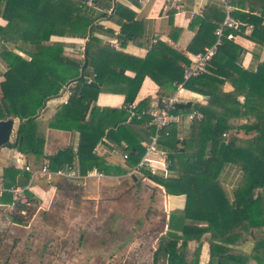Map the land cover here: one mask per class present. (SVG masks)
Listing matches in <instances>:
<instances>
[{
	"label": "trees",
	"instance_id": "trees-1",
	"mask_svg": "<svg viewBox=\"0 0 264 264\" xmlns=\"http://www.w3.org/2000/svg\"><path fill=\"white\" fill-rule=\"evenodd\" d=\"M85 1L0 0V19L6 22L0 25V41L9 47L0 49V59L7 70L4 75L0 72V78L4 76L0 81V121H18L15 133L11 132L9 141L1 147L23 155L41 153L42 124L37 120L38 114L47 101L59 96L69 81L80 76L84 63L83 58L65 56L63 46L50 43V38L86 39L92 27L86 44L84 77L69 86L71 95L48 121V129L79 132L77 153L82 168H95L107 176L124 175L126 170L106 166L94 154L95 147L106 140L126 153L127 166L133 167L143 155L142 143L148 142L154 127L149 116L138 118L126 108L99 110L94 104L106 80L126 85L125 107L133 103L146 77L158 86V104L173 96L180 85L206 97L205 105L176 104L173 114L184 116L170 128L168 136L162 133L159 138V148L169 154L172 162L171 175L163 178L143 171L139 179L131 177L133 181L146 180L167 195L185 196L184 208L168 214L167 231L152 254V264H198L204 239L216 264H264V58L261 60L264 0H227L234 8L230 16L239 24L238 29H225L221 45L205 72L188 80L184 79V73L191 65L190 54L195 56L211 47L217 40L215 31L224 21L226 12L215 1L189 26H198V31L186 53L157 40L143 58L104 44L96 36L101 28L94 26L95 20ZM111 1L93 0V4L112 9ZM169 14V39L176 42L180 30L173 26V12ZM134 16L117 3L111 14L103 17L121 26L122 44L129 41L140 44L141 26ZM229 33L234 35L232 40L226 38ZM237 37L256 47L254 67H241L245 50L235 42ZM89 68L96 76L87 84ZM121 70L134 76L127 77ZM226 84L231 87L228 92L224 91ZM148 106L147 100L141 101L133 113ZM192 110H198L203 118L189 121L187 115ZM73 160L72 152L64 149L49 158V169L55 171ZM227 164L237 166L242 172L232 200L219 182V174ZM22 172L15 165L4 168L2 187L8 190L15 186ZM204 177L214 183L206 191H202ZM24 193L32 207L21 216L19 211L25 207L17 205L10 215V222L16 226H25L37 211V201L27 190ZM12 201L13 195L8 191L0 196L2 207L6 208ZM247 241L253 243V248L246 255L236 247ZM190 242H195L197 247L194 258L188 260Z\"/></svg>",
	"mask_w": 264,
	"mask_h": 264
},
{
	"label": "crops",
	"instance_id": "crops-1",
	"mask_svg": "<svg viewBox=\"0 0 264 264\" xmlns=\"http://www.w3.org/2000/svg\"><path fill=\"white\" fill-rule=\"evenodd\" d=\"M211 1H215L218 7L224 9L221 0H112L110 3L112 9L98 8L94 6V4L91 6L87 5V7L89 8L88 11L90 12V16L95 20L94 26H98L99 28H101V31L97 32L98 34H96V36L103 40L104 44L112 47L111 43L117 42V47H112L115 50L121 51L134 57L143 58L157 40H161L162 42L167 43L177 51L186 53L187 46L190 44L198 31V26H195L194 28H190L189 26L195 18L202 15L204 8L207 5H210ZM114 2L115 6L117 3H119L135 15L134 20L141 26L142 37L140 44L134 43L132 41L122 44V40L119 38L121 26L110 21L107 17H103L109 16V14H111L112 10L114 9ZM170 12H173L172 21L174 28L180 30V34L176 42H172L169 39L170 26L168 25V22L170 19ZM5 24L6 22L0 19V25ZM248 32L249 30L246 31V34ZM88 39L89 37L86 39H82L76 37L54 36L50 38V43L61 44L63 46L65 56L73 58L75 60H81V56H83L84 47L86 46ZM235 42L239 43L245 50L241 55V67L244 69L254 67L253 65L254 63H256L254 58L257 54L256 47H254L253 44L249 41L239 37L235 39ZM2 47L9 48L7 45L0 41V49ZM190 57H193V55L190 54ZM121 71L127 77L132 78L134 76V74L130 71ZM0 72H2L3 75L7 72L1 59ZM87 72V77H90L93 72L92 68L87 69ZM2 79H4V76L3 78H0V81ZM125 89V84L119 82H110L106 80L104 82V85L100 89L101 91L99 92L94 105L98 107L99 110L103 108H112L118 111L122 110L123 108H125ZM230 90L231 87L229 85H224L225 92H228ZM157 91L158 86L150 78L146 77L137 92L135 100L131 104L137 106L139 102L145 100H147L149 104L157 103ZM174 95L177 97L180 104L192 103V106H195L197 104L205 105L207 101L206 97L189 92L184 88H177ZM68 97L69 96L67 95V91L64 89L63 91H61L58 97L47 101L44 108L38 114L37 120L42 124L40 133L42 137V143L39 146V151L41 153L23 155L13 149L5 147L0 148V186H2L3 169L12 165L18 167L21 164L16 163V159L18 157L21 158L23 164L28 165L32 168H41L44 165H47L49 168V158L56 155L59 151L68 149L74 155L73 163L64 166H70L75 170L78 177L76 179H64L61 177L48 178L44 175H39L35 179L30 180V175L27 172L23 171L20 174L28 180L29 184L26 187V190L37 201L36 213L39 211L47 212L51 208L52 204L59 198H69L70 196H73V200L75 201H89L94 204V201H96L98 195L102 192H114V189L112 188L114 184H112L110 180H119L120 178L126 177L125 174H117L111 176L105 175L104 178L100 179L85 177L86 172L90 169L86 170L85 168L81 167V162L77 153L80 142L79 132L48 129V121L55 115L58 109L67 102ZM12 121L13 135L15 133V130L17 129L18 121L16 119H13ZM124 124L126 125V122ZM124 145L125 144H123V146ZM94 154L101 158L106 166H110L113 169L126 170L125 167L127 166V163L123 162L122 160V154H124V152L114 148L106 140H103L95 147ZM52 179H56L57 181L52 182ZM241 179L242 172L240 168L235 165L227 164L221 170L219 174V182L221 183L227 197L230 200L233 199L234 191L238 188ZM65 182L75 183L77 186H81V188H83V194L80 196L74 191V188L71 185H67L65 184ZM89 182L94 183L90 187V189L87 190L85 185ZM101 182L107 183V186L101 187ZM201 184L202 191H206L210 187H212L214 183L212 180L204 177V179L201 180ZM94 188L96 189L93 191ZM160 192L163 193L162 205L164 208L163 211L165 213V222L161 231H159L155 237V246L153 247L152 254L158 245L160 237H162L167 231L166 223L168 220L169 212L175 209L182 210L185 206V196H172L167 195L163 191ZM64 193L67 195H64ZM26 198L28 199L27 196ZM196 247L197 244L195 242H190L188 244V260L194 258L193 254ZM236 248L243 254L247 255L251 253L253 243L251 241H247L238 245ZM198 264H216V262L212 261L210 258L209 244L207 241H205V239L200 244Z\"/></svg>",
	"mask_w": 264,
	"mask_h": 264
},
{
	"label": "rangeland",
	"instance_id": "rangeland-1",
	"mask_svg": "<svg viewBox=\"0 0 264 264\" xmlns=\"http://www.w3.org/2000/svg\"><path fill=\"white\" fill-rule=\"evenodd\" d=\"M110 181L114 192H102L94 204L59 198L25 226L11 223L0 207V264H152L155 237L165 222L163 193L146 180ZM65 184L83 194L81 186Z\"/></svg>",
	"mask_w": 264,
	"mask_h": 264
},
{
	"label": "built area",
	"instance_id": "built-area-1",
	"mask_svg": "<svg viewBox=\"0 0 264 264\" xmlns=\"http://www.w3.org/2000/svg\"><path fill=\"white\" fill-rule=\"evenodd\" d=\"M223 3L224 10L226 12L224 21L222 25L216 29L215 36L217 37L216 42L209 48H206L204 53H199L191 59V65L186 69L184 73V79L188 80L190 78L197 77L205 72L206 67L210 59L215 55L217 52L218 47L221 45V39L224 37L225 29L230 30H237L238 23L235 21L231 16L230 13L234 10L231 6L228 5L227 0H221ZM86 5H93V0H86ZM228 40H232L234 35L229 33L226 35ZM112 47H117V42L111 43ZM83 56H81V59ZM95 73L92 72L90 77H87L86 82L89 84L93 78L95 77ZM68 87L64 89L67 91V95L70 96L71 93L68 90ZM182 86H178V89H181ZM178 99L175 95L163 100L161 104L158 103H150L147 108L142 109L141 111L133 113V109L135 105L129 104L125 108L130 112V115L135 114L138 118L143 116H149L151 118V125L154 127V133L149 136L148 142L142 143L144 148V153L140 157L138 163L133 167H125L126 177H133V176H141L143 171L149 172L152 176H158L167 178L171 175V167L172 162L169 159V154L159 148L158 141L163 133L164 136H168L170 132V128L174 125H177L181 122L182 116L180 114H173V111L176 109L175 106L178 104ZM187 118L189 121L194 119L201 120L203 115L198 110H192L188 115ZM181 140V138H179ZM128 155L126 153L122 154L123 162L127 163ZM16 163L20 164L17 168L22 171L27 172L30 175V180L35 179L39 175H44L48 178L51 177H61L64 179H76L77 174L75 170L70 166L61 167L55 171H51L47 165L42 166L41 168H32L28 165L22 163L20 157L16 159ZM87 178H104L105 174L103 172L97 171L95 168L88 170L86 172ZM138 177V176H137ZM26 187H19L17 184L12 186L8 190H5L2 186H0V196L5 192L8 191L13 195V201L11 204L6 206L7 213L12 214L15 211L17 205H23L25 208L19 211L21 216H25L27 213V208L32 207V203L30 200L26 198L24 195Z\"/></svg>",
	"mask_w": 264,
	"mask_h": 264
},
{
	"label": "water",
	"instance_id": "water-1",
	"mask_svg": "<svg viewBox=\"0 0 264 264\" xmlns=\"http://www.w3.org/2000/svg\"><path fill=\"white\" fill-rule=\"evenodd\" d=\"M113 5L115 7V2ZM90 36H91V28L89 30V36L88 37L90 38ZM83 59H84V63L81 67L80 76L75 80L69 81L65 85V87H68L71 84L78 82L79 80H81L84 77V69H85V65H86V46L84 47V51H83ZM12 127H13V121L12 120L8 119L5 121H0V147L9 141L10 135L12 132ZM16 184L19 187H27L29 182L23 175H19L17 177Z\"/></svg>",
	"mask_w": 264,
	"mask_h": 264
}]
</instances>
